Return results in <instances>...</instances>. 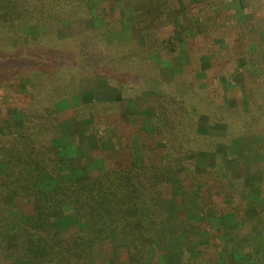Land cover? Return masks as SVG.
Segmentation results:
<instances>
[{
  "label": "trees",
  "instance_id": "16d2710c",
  "mask_svg": "<svg viewBox=\"0 0 264 264\" xmlns=\"http://www.w3.org/2000/svg\"><path fill=\"white\" fill-rule=\"evenodd\" d=\"M94 1L101 0H0V264H93L98 260L109 264L114 250L124 253L128 264H162L157 243L166 231L167 214L158 202L172 199L175 180L188 193L201 182L192 155L213 153L214 146H227L235 137H255L264 164L262 103L247 96L251 111L243 112L239 100L234 106L238 113L233 114V108L215 106L216 102L199 105L185 100L187 96L175 95L176 82L168 85L164 100L168 106L160 102L158 134H166L167 146H152L155 141L142 139L136 135L139 130L131 129L128 136L140 137L147 145L139 149L141 163L127 139L111 166L96 172L82 165V178L74 179L65 154L55 145L63 136L55 104L77 96V77H92L99 63L109 61L98 52L96 39L110 31L115 21L107 19L105 26L78 30L81 21L94 15L89 8ZM101 3L104 6L110 0ZM131 8L143 44L132 39L120 43L130 49L126 55L108 43L100 45L114 50L117 59L112 60L113 75H99L127 98L151 88V81L146 85L140 76L160 75L150 65L152 54L161 60L179 47L153 0L133 1ZM63 27L70 33L60 36ZM34 30L38 32L30 34ZM138 56L145 60L135 64ZM263 95L264 87H259V97ZM153 96L160 98L156 93ZM256 103L262 108L255 110ZM15 110L21 113L17 126L12 122ZM206 114L209 126H223L222 136L209 138L198 132L199 117ZM152 135L157 137L155 132ZM259 178L264 198V172ZM208 191L196 193L201 209L211 200ZM174 202L179 204L182 199L175 197ZM243 203L242 207L254 205L250 199ZM67 206L75 223L59 228ZM242 216H234L237 226L243 224ZM250 220V224L264 225V216L258 213ZM112 236L124 237L129 244L114 248ZM221 244L215 236L201 241L193 237L181 243L180 259L173 264H218Z\"/></svg>",
  "mask_w": 264,
  "mask_h": 264
},
{
  "label": "rangeland",
  "instance_id": "374dc122",
  "mask_svg": "<svg viewBox=\"0 0 264 264\" xmlns=\"http://www.w3.org/2000/svg\"><path fill=\"white\" fill-rule=\"evenodd\" d=\"M133 1L139 0H110L104 6L101 3L104 0L94 1L89 4L94 15L78 24V30L84 32L105 26L107 19L115 21L110 31L96 39L98 52L104 53L109 61L99 63L96 66L99 70L92 77H77V96L66 97L55 104L63 133L55 145L63 156L65 154L67 167L74 179L82 178V165L96 172L106 165L111 166V162L117 160L116 154L127 146V139H130L136 159L141 163L139 149L147 145L140 137L128 136L131 129L139 130L136 135L142 139L155 141L152 146H167L166 134L162 131L158 134V131L162 111L160 102L168 106L164 100L169 94V84L178 82L173 86V92L179 97L187 96L185 100L188 102L199 105L216 102L215 106H224L228 110L233 108L230 111L233 114L238 113L234 106L239 100H242L243 112L251 111L252 103L247 96L264 105V95L259 97V87H264V0H153L164 14L165 26L179 47L176 53L160 57L161 60L152 54L150 61L153 63L150 65L156 67L160 75L153 78L154 73L147 75L145 72L140 77L145 78L146 85L151 81V88L127 98L116 85L109 84L99 75L112 74V60L117 59L114 50L100 45L110 44L119 52L122 49L121 54L126 55L130 49L122 48L120 43L132 39L141 44L142 37L135 26L131 8ZM106 13L115 15L110 17ZM37 32L34 30L30 34ZM69 33L68 27L58 31L60 36ZM137 58L135 64L145 60L141 56ZM154 93L160 98L154 97ZM257 103L253 106L255 110L262 108ZM77 107L74 111L73 108ZM15 113L12 122L17 126L21 113ZM209 124L207 114L200 116L198 132L209 138L222 136L223 126ZM154 132L157 137L152 135ZM258 142L255 137H235L227 146H214L213 153L190 157L201 182L188 193L175 180L171 188L172 199L158 202L160 210L167 214L166 231L157 243L162 264H173L180 259L182 242L186 244L193 237L201 241L213 236L222 243L218 264H264V225L249 223L257 213L264 216V198L259 191V176L264 172V164ZM121 154L119 152V156ZM119 159L122 162L123 159ZM213 169L219 173H213ZM201 189L209 190L208 196L211 195L212 200L206 201L203 209L198 206L196 195ZM175 197H180L182 202L176 204ZM242 198L250 199L254 205L242 207ZM234 211L236 215L243 214L240 219L242 225L237 226L234 222ZM63 212L62 219L58 221L59 228L75 223L69 206L64 207ZM176 230L181 231L180 235L175 233ZM110 244L118 248L129 244V241L112 236ZM125 260L124 253L114 250L109 264H128ZM100 263L99 260L93 262Z\"/></svg>",
  "mask_w": 264,
  "mask_h": 264
}]
</instances>
